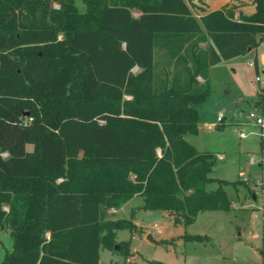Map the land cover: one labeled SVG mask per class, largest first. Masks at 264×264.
<instances>
[{
    "label": "trees",
    "instance_id": "16d2710c",
    "mask_svg": "<svg viewBox=\"0 0 264 264\" xmlns=\"http://www.w3.org/2000/svg\"><path fill=\"white\" fill-rule=\"evenodd\" d=\"M189 1L81 0L80 12L75 0H0V230L13 240L2 264L130 255L116 231L139 229L108 210L133 196L183 225L231 208L224 185L245 183L211 177L215 154L184 135L198 132L210 66L250 48L257 68L264 0L199 17Z\"/></svg>",
    "mask_w": 264,
    "mask_h": 264
},
{
    "label": "rangeland",
    "instance_id": "374dc122",
    "mask_svg": "<svg viewBox=\"0 0 264 264\" xmlns=\"http://www.w3.org/2000/svg\"><path fill=\"white\" fill-rule=\"evenodd\" d=\"M203 1H189L196 17L203 9L202 5L218 2ZM75 4L80 12L84 11L85 5L81 0H75ZM53 6L58 7L57 3H53ZM132 13L138 15L136 9H132ZM256 53L257 57L264 58V40L258 45ZM253 56L254 50H247L243 55L222 60L208 68L210 92L197 106L200 113L198 132L196 135H184L199 151L215 154L216 164L209 173L211 177L242 180L245 183L235 187L224 185L231 208L199 212L193 222L183 225L173 223L169 217L172 214L168 215L167 211L139 208L143 199L133 196L120 206L121 210L114 213L116 218H131L138 225L139 231H133L129 239L131 254L124 257L116 251L118 245H115V251L101 247V264L264 262L260 254V250L264 249V153L259 147L258 131L249 118V113L258 114L262 107L258 93L264 88V79L258 83L254 77L257 71H264V62L256 68ZM198 80L203 81L200 77ZM218 116H221L220 121ZM217 123L222 125V129L215 128ZM242 132L244 136H240ZM217 185L216 181L209 182L206 189L212 190ZM3 209L7 210V205ZM147 234L150 236L147 237ZM185 234L203 235L207 239H184ZM128 236L127 229L118 231L119 238ZM12 247V237L5 227L0 230V264L4 253L11 251Z\"/></svg>",
    "mask_w": 264,
    "mask_h": 264
},
{
    "label": "crops",
    "instance_id": "0c3cea01",
    "mask_svg": "<svg viewBox=\"0 0 264 264\" xmlns=\"http://www.w3.org/2000/svg\"><path fill=\"white\" fill-rule=\"evenodd\" d=\"M212 1H214V0H212ZM216 1L220 2L219 5H217L218 2H214V4L209 5V6L202 5L203 6V9H201L200 14L198 16H200V15L206 13V12H209V11H212V10H215V9H218L221 6L225 5V4L226 5H236V8H235L236 9V15H237V12L238 11H242L243 13H246V14H250V13H252L254 11V4H253L252 0H216ZM203 2L210 3V0H204ZM137 13L139 14L138 11H137ZM249 50H251V49H249ZM257 58H258V64L257 65H259L260 63H263L264 62V58L263 57H257ZM220 156H222V155H220ZM121 208L122 207H120L118 209H113V208L112 209H109L108 210V212H109V218H111V219L112 218H116L114 213H116L117 211L121 210ZM168 213L169 212H167V214ZM169 217L172 219V215H169ZM134 224L136 225V227L138 229V225L135 222H134ZM118 231L119 230L116 231V239H117V241L131 239V237L133 236V232H130L129 231V236L127 238H119L118 237ZM146 236L148 237L150 235L147 234ZM132 253H134V252H132ZM99 263H100V260H99Z\"/></svg>",
    "mask_w": 264,
    "mask_h": 264
},
{
    "label": "built area",
    "instance_id": "2783aa9c",
    "mask_svg": "<svg viewBox=\"0 0 264 264\" xmlns=\"http://www.w3.org/2000/svg\"><path fill=\"white\" fill-rule=\"evenodd\" d=\"M57 7V6H55ZM264 79V71L258 72L256 73L254 80L258 83H260L262 80ZM262 91L264 92V88L262 89ZM261 110L258 114H253V113H249V118L252 119L254 126L256 127L259 137L264 136V110L262 108H264V93H263V97L261 100ZM221 120V116H218V121ZM245 134L242 132L240 136H244ZM262 152L264 153V147L262 149ZM220 158L222 156H219Z\"/></svg>",
    "mask_w": 264,
    "mask_h": 264
},
{
    "label": "water",
    "instance_id": "95a60500",
    "mask_svg": "<svg viewBox=\"0 0 264 264\" xmlns=\"http://www.w3.org/2000/svg\"><path fill=\"white\" fill-rule=\"evenodd\" d=\"M250 48H248V50H249ZM117 247V246H116Z\"/></svg>",
    "mask_w": 264,
    "mask_h": 264
}]
</instances>
